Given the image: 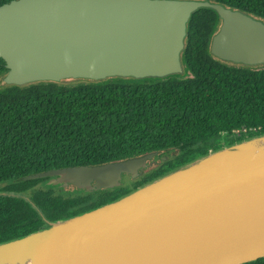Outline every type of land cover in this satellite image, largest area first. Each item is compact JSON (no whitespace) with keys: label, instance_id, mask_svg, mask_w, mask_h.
<instances>
[{"label":"water","instance_id":"95a60500","mask_svg":"<svg viewBox=\"0 0 264 264\" xmlns=\"http://www.w3.org/2000/svg\"><path fill=\"white\" fill-rule=\"evenodd\" d=\"M220 19L209 52L264 65V19L210 0H10L0 4L4 82L165 78L183 72L187 23ZM264 134L210 151L125 195L0 242V264H244L264 258ZM157 151L28 174L76 193L136 178ZM162 161L166 156L160 157Z\"/></svg>","mask_w":264,"mask_h":264},{"label":"trees","instance_id":"16d2710c","mask_svg":"<svg viewBox=\"0 0 264 264\" xmlns=\"http://www.w3.org/2000/svg\"><path fill=\"white\" fill-rule=\"evenodd\" d=\"M210 1L264 19V0ZM219 23L212 9L192 13L181 54L190 72L185 77L39 81L0 89V242L117 199L223 145L264 134V65H235L211 55ZM6 72L0 58V76ZM153 151L167 159L131 187L62 193L64 188L42 185L45 179H22ZM244 264H264V258Z\"/></svg>","mask_w":264,"mask_h":264},{"label":"rangeland","instance_id":"374dc122","mask_svg":"<svg viewBox=\"0 0 264 264\" xmlns=\"http://www.w3.org/2000/svg\"><path fill=\"white\" fill-rule=\"evenodd\" d=\"M187 75H190V72L188 71V69H186L185 67L183 68V72H182V74H180L179 76H182V77H185V76H187ZM4 76H0V89H2V88H4L5 86H7L8 84H6L4 81ZM128 80H131V79H128ZM149 80H155V78H146V79H141V81H149ZM82 81H85V82H93L92 80H85V79H66V80H62V81H60V83H62V84H66V85H75V84H77V83H79V82H82ZM226 139V136H222L221 138H220V141L222 142V141H224ZM236 143V142H235ZM223 146H225V145H223ZM161 156H166V155H161ZM162 162V160H161V158H159L158 160H157V165L159 164V162ZM156 166V165H155ZM154 165H152V166H150L146 171H148V170H150V169H152V168H154L155 167ZM145 171V172H146ZM122 184H125V186H129V187H131L132 186V182H130V181H127V182H122ZM42 185H45V184H43L42 183ZM121 187V186H120ZM60 192H62V193H71V192H73V188L72 187H68V188H64V189H61V190H59Z\"/></svg>","mask_w":264,"mask_h":264},{"label":"flooded vegetation","instance_id":"af4514ba","mask_svg":"<svg viewBox=\"0 0 264 264\" xmlns=\"http://www.w3.org/2000/svg\"><path fill=\"white\" fill-rule=\"evenodd\" d=\"M141 155H143V154H141ZM138 156H140V155H138ZM161 157V154L159 153V152H157V154L156 155H154L153 157H152V159L151 160H148V165H147V167L144 169V171L141 173V174H139L136 178H131L130 177V175H126V174H123L122 175V179H123V181L122 182H127V181H130V182H133V181H135V180H137L139 177H141L144 173H145V171L150 167V166H152V165H157V160L159 159ZM122 186H125V184H122ZM70 187H72V186H70ZM73 188V187H72ZM51 221H53V220H45V225H47V222H51ZM54 221H56V220H54Z\"/></svg>","mask_w":264,"mask_h":264},{"label":"bare ground","instance_id":"6f19581e","mask_svg":"<svg viewBox=\"0 0 264 264\" xmlns=\"http://www.w3.org/2000/svg\"><path fill=\"white\" fill-rule=\"evenodd\" d=\"M254 144L256 146H258V145H264V139H260V140H258L256 142H254ZM7 264H10V263H7ZM14 264H18V263H14ZM24 264H29V262L28 263H24Z\"/></svg>","mask_w":264,"mask_h":264}]
</instances>
